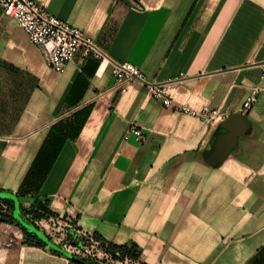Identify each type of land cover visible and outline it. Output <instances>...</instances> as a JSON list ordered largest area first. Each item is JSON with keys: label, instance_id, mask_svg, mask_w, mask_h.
<instances>
[{"label": "crops", "instance_id": "0c3cea01", "mask_svg": "<svg viewBox=\"0 0 264 264\" xmlns=\"http://www.w3.org/2000/svg\"><path fill=\"white\" fill-rule=\"evenodd\" d=\"M36 1L105 57L77 54L56 72L0 8V192L131 244L146 264H264V0ZM115 62L164 83L174 105L244 114L236 150L208 163L219 122L137 82L121 91ZM132 123L140 142L122 140ZM43 145L52 162L35 161ZM0 264L78 263L0 222Z\"/></svg>", "mask_w": 264, "mask_h": 264}, {"label": "built area", "instance_id": "2783aa9c", "mask_svg": "<svg viewBox=\"0 0 264 264\" xmlns=\"http://www.w3.org/2000/svg\"><path fill=\"white\" fill-rule=\"evenodd\" d=\"M0 8L6 16L16 20L29 41L40 49L47 65L56 72H62L67 62L77 54H81L82 57L92 55L97 59L105 57L104 51L82 30L49 13L36 0H0ZM261 71L264 79V62L261 63ZM112 73L115 86L121 91L125 90L129 82H137L146 86L151 95L160 100L164 107H172L176 111L198 116L208 124H214L226 118L218 110L207 107L194 111L185 105H174L164 83L150 81L130 63H112ZM261 90L262 87L259 85L250 88L249 94L242 103V111H248L251 108ZM132 137L137 142L144 139L143 131L134 123L130 124L123 133L122 140L128 141ZM7 210V205L0 201V214ZM39 212L41 213L39 217H32L31 214H27V217L36 227L52 230L61 235L58 240L62 241L63 245L52 242L73 256L89 257L104 264H146L140 259L139 254L132 256L119 247H110V243L82 228L71 217L65 218L42 210ZM66 245L67 248H64ZM125 246L128 248L131 245Z\"/></svg>", "mask_w": 264, "mask_h": 264}, {"label": "water", "instance_id": "95a60500", "mask_svg": "<svg viewBox=\"0 0 264 264\" xmlns=\"http://www.w3.org/2000/svg\"><path fill=\"white\" fill-rule=\"evenodd\" d=\"M219 126L223 131L218 133L212 142L211 150L206 153V161L208 163H217L222 161L229 153L234 152L237 148L238 140L245 136V131L247 129L248 123L244 114L236 113L231 114L224 120L219 122ZM9 197L13 200L14 208L13 215L17 221L28 230L34 232L44 243L52 248L59 251L61 254L65 255L68 259L78 263V264H89L84 259L78 258L71 255L62 249L59 245L53 243L48 239V237L36 226L24 222L18 214V200L17 197L12 193L0 192V198Z\"/></svg>", "mask_w": 264, "mask_h": 264}, {"label": "trees", "instance_id": "16d2710c", "mask_svg": "<svg viewBox=\"0 0 264 264\" xmlns=\"http://www.w3.org/2000/svg\"><path fill=\"white\" fill-rule=\"evenodd\" d=\"M54 157H55L54 154H52L50 152L49 148H47V145L46 146L43 145L38 156L36 157L35 161L36 162H44V163L45 162H52ZM0 201L4 202L8 208V210L6 212H3L0 214V222L15 223L16 225H18L22 229V232L24 235V243L29 244V245L46 246V244L44 243V241L42 239H40L34 232H32V231L28 230L26 227L22 226L17 221V219L14 218V216H13V200L11 198H9V197L0 198ZM40 210H42L43 212L50 213V211L47 209L45 203H42L39 200H35L34 203L29 208H23V207H21V204H19V216H20V218L24 222L31 224V225H34V226H35V224L33 223V221H31L27 217V214H31L32 217H39L41 215V213L39 212ZM110 247H112V248L119 247L120 249L127 251L132 256H137V254H139V252L134 248L133 245H131L128 248H126L125 245H122V246L110 245ZM50 250L55 252V253H60L56 249L50 248ZM88 263L94 264L91 262H88Z\"/></svg>", "mask_w": 264, "mask_h": 264}, {"label": "rangeland", "instance_id": "374dc122", "mask_svg": "<svg viewBox=\"0 0 264 264\" xmlns=\"http://www.w3.org/2000/svg\"><path fill=\"white\" fill-rule=\"evenodd\" d=\"M37 228H39V227L37 226ZM39 229H41V231L44 232V234L48 237V239H50L51 241H54L55 243H58L59 245H63L62 241L58 240L61 237V235L53 232L52 230H44L42 228H39ZM64 248H67V245ZM80 258L84 259L86 262H91L94 264H104V263H99V262H97V260H94V259L89 258V257H80Z\"/></svg>", "mask_w": 264, "mask_h": 264}]
</instances>
